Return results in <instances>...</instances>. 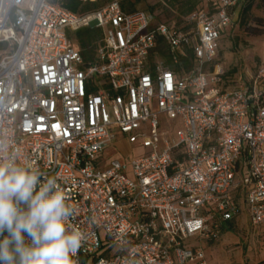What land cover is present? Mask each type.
<instances>
[{"label":"built area","instance_id":"obj_1","mask_svg":"<svg viewBox=\"0 0 264 264\" xmlns=\"http://www.w3.org/2000/svg\"><path fill=\"white\" fill-rule=\"evenodd\" d=\"M217 1L170 25L119 0H0V142L57 179L80 264H208L190 239L264 224V66L225 87L220 41L247 0ZM85 27L102 31L88 63L70 37ZM117 130L148 152L102 168Z\"/></svg>","mask_w":264,"mask_h":264},{"label":"clouds","instance_id":"obj_2","mask_svg":"<svg viewBox=\"0 0 264 264\" xmlns=\"http://www.w3.org/2000/svg\"><path fill=\"white\" fill-rule=\"evenodd\" d=\"M0 142V264H80L82 234L55 177Z\"/></svg>","mask_w":264,"mask_h":264},{"label":"rangeland","instance_id":"obj_3","mask_svg":"<svg viewBox=\"0 0 264 264\" xmlns=\"http://www.w3.org/2000/svg\"><path fill=\"white\" fill-rule=\"evenodd\" d=\"M104 6L111 0H98ZM137 1L135 9L150 10L157 15V20L167 24H179L185 13L181 5L170 0H119ZM129 5V3H127ZM252 8L246 14L242 12L228 35L220 41L218 61L227 68L240 70L244 65L255 69V65L264 62V5L261 0L253 2ZM260 23V24H259ZM261 31V32H258ZM76 40V32L70 34ZM163 128L169 129L174 124L161 118ZM116 138L99 154L100 166L107 167L111 160L119 159L130 162L132 159L145 155L148 150L131 144L128 137L120 131H114ZM127 176L133 178L130 170ZM217 241H197L204 250L208 264H257L264 263V224L253 227L246 215L232 223Z\"/></svg>","mask_w":264,"mask_h":264},{"label":"trees","instance_id":"obj_4","mask_svg":"<svg viewBox=\"0 0 264 264\" xmlns=\"http://www.w3.org/2000/svg\"><path fill=\"white\" fill-rule=\"evenodd\" d=\"M171 3H178L180 0H170ZM264 5V0H261ZM54 3H58L65 9L70 10L75 13H86L89 11L97 10L101 8L100 1L98 0H52ZM137 1H123L122 7L127 11H135V3ZM129 3V5H127ZM181 5L184 7L183 12L187 15L197 9L209 8L211 12H214L220 6L217 0H211L210 2H205V0H183ZM252 8L249 4L244 8V13L246 14ZM153 12V11H152ZM157 18V15H156ZM183 19V17H182ZM181 19V20H182ZM157 20V19H156ZM158 21V20H157ZM160 22V21H158ZM260 24V23H259ZM261 32V31H258ZM228 35V34H227ZM102 38V31L96 27H85L76 31V40L72 39L75 48L80 51L86 63L93 61L96 54V49ZM6 48V44L0 43V51ZM236 68H227V73L225 75L226 84L225 87L235 86L234 78L237 73ZM233 222L229 223L228 227L231 228ZM225 230V227L224 229ZM224 232V231H223Z\"/></svg>","mask_w":264,"mask_h":264},{"label":"crops","instance_id":"obj_5","mask_svg":"<svg viewBox=\"0 0 264 264\" xmlns=\"http://www.w3.org/2000/svg\"><path fill=\"white\" fill-rule=\"evenodd\" d=\"M255 3V2H258V0H247L245 3H243L242 5H243V9H241V8H238L237 9V11H236V14H235V22H236V20L238 19V16L240 15V14H242V12H244V8L247 6V5H249V4H252V3ZM234 25H235V23H234ZM256 67H258V66H264V62H262V63H260L259 65H255Z\"/></svg>","mask_w":264,"mask_h":264}]
</instances>
